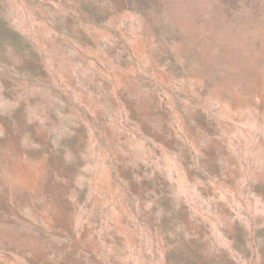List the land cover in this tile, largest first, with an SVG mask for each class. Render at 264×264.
Returning <instances> with one entry per match:
<instances>
[{
	"label": "rangeland",
	"instance_id": "1",
	"mask_svg": "<svg viewBox=\"0 0 264 264\" xmlns=\"http://www.w3.org/2000/svg\"><path fill=\"white\" fill-rule=\"evenodd\" d=\"M0 0V264H264V0Z\"/></svg>",
	"mask_w": 264,
	"mask_h": 264
},
{
	"label": "trees",
	"instance_id": "2",
	"mask_svg": "<svg viewBox=\"0 0 264 264\" xmlns=\"http://www.w3.org/2000/svg\"><path fill=\"white\" fill-rule=\"evenodd\" d=\"M125 2L131 1V0H122ZM159 0H132V3L135 5H138L139 7H152V6H157L159 5Z\"/></svg>",
	"mask_w": 264,
	"mask_h": 264
}]
</instances>
